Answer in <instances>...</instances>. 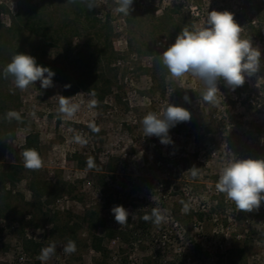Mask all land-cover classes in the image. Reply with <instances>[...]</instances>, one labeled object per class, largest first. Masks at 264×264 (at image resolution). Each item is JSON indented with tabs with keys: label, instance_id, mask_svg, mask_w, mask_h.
Here are the masks:
<instances>
[{
	"label": "rangeland",
	"instance_id": "rangeland-1",
	"mask_svg": "<svg viewBox=\"0 0 264 264\" xmlns=\"http://www.w3.org/2000/svg\"><path fill=\"white\" fill-rule=\"evenodd\" d=\"M94 4L98 22L92 25L76 17L69 0H0L1 66L18 53L19 41L28 50L41 44V37L28 30L20 35L13 30L20 12L36 7L44 30L54 38L48 61L75 70L88 58L100 61L97 73L112 82L103 101L86 90L70 96L79 110L69 117L59 111L65 91L53 78L46 89L37 81L20 90L12 81L29 128L18 130L9 144L6 164L24 165L23 148L34 134L42 147L40 176L65 188L50 204L43 198L39 210L29 176L6 185L12 196L9 213L0 214V264H94L101 256L91 247L92 235L104 238L109 255L103 264H264V201L258 211L246 213L215 188L227 160L264 159V0H133L129 15L115 11V0ZM213 10L233 14L241 37L251 39L261 52L259 70L234 91L220 80L217 102L209 103L198 77L173 78L163 66L166 90L161 92L148 70L183 28L204 27ZM109 44L116 53L110 68ZM155 44L158 55L152 50ZM176 87L198 97L180 101ZM93 100L97 103L90 107ZM168 103L184 107L191 117L170 128L172 142L165 145L159 137L144 136L141 121L149 112L161 115ZM77 135L86 143L77 142ZM89 158L95 164L91 169ZM193 167L198 168L196 176ZM182 198L205 214L201 223L194 221L191 232L174 215ZM117 205L129 212L124 225L111 213ZM154 208L166 220L142 227L135 210L150 215ZM68 222L77 231V250L71 255L63 251L71 239ZM24 240L44 248L55 244V254L42 262L41 252L24 249Z\"/></svg>",
	"mask_w": 264,
	"mask_h": 264
},
{
	"label": "clouds",
	"instance_id": "clouds-1",
	"mask_svg": "<svg viewBox=\"0 0 264 264\" xmlns=\"http://www.w3.org/2000/svg\"><path fill=\"white\" fill-rule=\"evenodd\" d=\"M115 11L129 15L132 10L133 0H115ZM88 7L94 8V3ZM242 28L228 11H211L208 13L206 25L190 31L183 28L176 40L160 56L162 64L167 68L173 78H180L186 74L198 77L205 85L202 93L203 100L216 103V93L219 91L218 82L223 80L231 90L243 86L246 76H252L259 70L261 52L253 47L251 39L241 37ZM46 74V75H45ZM5 78L11 76L15 86L20 90L27 89L30 85L40 81L41 88L53 86L52 78L55 73L36 63V59L27 54L16 53L10 63L3 70ZM69 87V85H66ZM59 111L66 116H73L79 110V104L71 103L70 97L60 96ZM184 100L189 101L187 95ZM93 100L90 107L96 105ZM8 118L21 119L17 112L6 114ZM190 112L181 106L169 104L162 109V114L149 112L142 118L144 136H156L162 144L171 143L168 135L171 127L177 123L190 120ZM93 131L99 132V128L91 126ZM75 140L86 143L81 136ZM24 166L28 169H39L42 160L34 149L23 152ZM88 168L95 167L92 158L87 161ZM196 176L198 168L190 169ZM217 192L225 194L226 198L234 202L239 211L252 212L259 210L261 201H264V159H229L222 168L218 181L215 184ZM183 203V202H182ZM189 210L188 204H183L182 211ZM115 222L124 225L128 222L129 212L122 206L111 208ZM145 221H152L159 225L166 220L161 210L153 209L151 214L142 217ZM77 250L75 241L69 239L63 251L67 255ZM55 244H50L41 249L38 257L42 262L55 254Z\"/></svg>",
	"mask_w": 264,
	"mask_h": 264
},
{
	"label": "trees",
	"instance_id": "trees-1",
	"mask_svg": "<svg viewBox=\"0 0 264 264\" xmlns=\"http://www.w3.org/2000/svg\"><path fill=\"white\" fill-rule=\"evenodd\" d=\"M73 8V13L80 20L90 23L92 25L98 22V19L95 16V7L89 8V3H94L95 0H69ZM19 22L14 24L13 30L19 32L20 30H28L32 34L41 37V44L35 48L28 50L24 44L19 41L20 46L18 53H23L31 55L36 59V63L40 66L47 67L51 69L55 75L53 79L60 83L65 91V97H70L77 94L81 90L89 91L94 94L96 98L100 101H103L104 97L109 95L112 91V82L110 80H103V76H100L97 73V68L101 64L100 61L92 62L88 58L81 68L67 67L64 65L58 66L54 62H50L46 59L48 49L52 43H54V38L50 36L49 30H44L42 24L45 23V20L42 15V11H39L36 7L27 6L26 12H20ZM17 37V35H16ZM18 38V37H17ZM155 47H152L153 52H155ZM106 50H111L112 53L108 56L107 67L110 68L112 61L116 53L113 52L111 45L106 46ZM102 55H108L107 52H102ZM100 54V55H101ZM160 52H155L154 55H158ZM163 64L161 58L156 60L154 67L149 69L148 72L151 73L154 83L157 85L158 90L165 93L166 90V81L165 75L162 74ZM5 67L0 65V214L9 213L10 199L12 192L7 191L6 185H15L22 181L26 175L29 176V189L33 194L34 202H36V207L41 210L43 198H48L47 203L50 204V200L57 199L61 197L64 192L65 184L59 182L52 183L46 181L42 176H40L39 169H28L24 165H13L6 164V151L9 144L15 140L18 130L28 129L29 122L24 114L21 113V100L18 94V91L11 89L10 85L14 80L11 76L5 78L3 75V70ZM79 70V71H77ZM160 77V78H159ZM69 85V87H66ZM189 97L191 102L198 97V94L193 91H188L180 87L175 88V96L180 101H185L184 96ZM17 112L20 114L21 119L17 120L15 118H8L7 113ZM41 143L39 138L30 134L27 139L23 152L28 149H34L39 153L41 158ZM101 172L104 170H100ZM113 171V170H111ZM98 173V172H97ZM183 202V203H182ZM183 204H188L187 200L180 201L176 206L174 215L176 221L180 223L184 228L188 229L191 232V228L194 224V221L202 222L204 220L205 214L195 212L189 205V210L187 212L182 211ZM13 212V211H12ZM136 216L140 220V225L144 228L148 226L149 221H145L142 217L145 215L143 212H138V209L135 210ZM183 213V214H182ZM264 221V215L261 216ZM71 225H75L73 222H68L67 228L68 233L71 236V239H77V231L74 228H71ZM113 231L110 230L109 238H113ZM74 241V240H73ZM76 241V240H75ZM104 238L92 235L91 236V247L101 256V259H96L94 264H103L102 261L108 258V250L103 246ZM24 249L28 253H40L41 249L44 246L41 243H34L31 240H24L23 242Z\"/></svg>",
	"mask_w": 264,
	"mask_h": 264
}]
</instances>
